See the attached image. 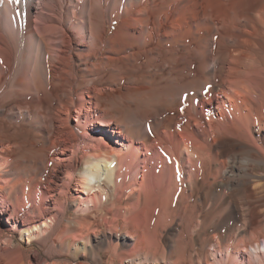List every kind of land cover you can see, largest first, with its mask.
<instances>
[{"label": "bare ground", "instance_id": "bare-ground-1", "mask_svg": "<svg viewBox=\"0 0 264 264\" xmlns=\"http://www.w3.org/2000/svg\"><path fill=\"white\" fill-rule=\"evenodd\" d=\"M4 175L15 178L0 199L21 200L14 217L56 190L62 211L21 229L48 253L0 231V264H102L106 253L161 264L165 246L170 264H230L231 248L232 264H254L244 251L264 256V0H0ZM92 179L98 203L69 215L70 184L80 196ZM161 221H197L199 256L160 241Z\"/></svg>", "mask_w": 264, "mask_h": 264}, {"label": "rangeland", "instance_id": "rangeland-1", "mask_svg": "<svg viewBox=\"0 0 264 264\" xmlns=\"http://www.w3.org/2000/svg\"><path fill=\"white\" fill-rule=\"evenodd\" d=\"M73 113H74V117H76L75 111H73ZM73 121H74V119H73ZM99 127H100V125H99ZM93 132L96 135L100 134V131L98 129L94 130ZM82 166L84 167V165H82ZM79 167H78V170H79ZM76 172L78 173L77 170H76ZM60 176H62V174H60ZM13 177H14L13 175L0 176V194H3V193L5 194V192H7L8 187L10 186L9 185L10 182H12V183L14 182ZM8 180H13V181H8ZM102 180L105 181L104 178ZM103 181L100 183H103ZM59 182L61 183L60 180H59ZM97 184H98L97 179H92V181L90 182L91 189L90 190L85 189V188L81 189L80 196H78L77 193L75 192L73 184H70L71 185L70 186V192L67 194L68 200L70 199L69 201L70 202L72 201L71 207L68 211V214L70 213L69 215H78L81 213L85 214V213H87V210L89 211V207H91L95 202L98 203L99 197H97V195H96L98 192ZM111 188H112V186H111ZM111 188H110V190H111ZM60 191H61V189H60ZM58 192L59 191L56 190L54 192V196L52 195L53 191L47 192V193H49V194H47L48 199H47V201L45 200L42 203H40L41 207H40L39 211L36 209L32 211V209H31L29 214L26 215L27 217L26 216L21 217V213L19 212L20 213L19 218L13 216V214H14L13 210L15 208V204H20L21 200L19 202L15 203V198H13V197H10L7 201H3L0 199V231L3 232V235H5L7 237H11L17 243H19L21 245L22 251H26V252L28 251L27 254H29V255H30V253L32 254L33 251H38V250H40L42 252L44 251V253H48V251H51V250H49L48 246L45 249H43L41 242L39 243L38 241H33L32 244L27 245L26 242L24 241L25 235H24V237H22L20 234H21L22 228H25L26 226H30V225L32 226L34 223H41V222H43V220L47 219V217L49 216L50 213L52 214L53 212H55L52 214V215H54L61 210L60 209L61 207L55 203L56 200L54 199V198H56L55 196ZM76 197H77V199L75 200ZM123 205H125V202L122 203L120 206H123ZM47 221H49V220L47 219ZM53 222L56 223L57 225H60V223H63L65 221H62V222L57 221L58 223L55 221H52V223H51L52 225H53ZM155 222L156 221H147V223H151V224H153ZM122 224L123 223L121 221L119 223L120 228H122ZM160 225H162V226H160L158 229V237H157L158 239L160 238V241L163 240L162 239V234H163L166 237L173 239L174 242H176V243H179V244L184 243V244L188 245L187 249H186V254H187V256L189 255L188 257L197 258L199 256L198 244L195 241V233L198 230L197 221H161ZM118 234H119V236L121 235V230H119ZM160 234H161V236H160ZM92 239L93 240L95 239V235H93ZM113 241H114V243L117 241L116 235H113ZM186 242H188V243H186ZM258 243L260 245V249L263 251L264 250V236L263 235L259 236ZM46 249H48V250H46ZM163 250L165 251V252L162 251L163 256L161 255V257H163V259L160 256H158L159 261L161 260L160 261L161 264H168L170 261L169 260L170 259V250L166 246L163 248ZM244 252H245L246 258H248L249 256L253 257L254 264H256V262H257V264H260V263L264 264V261H263L264 256H262L261 257L262 260L259 259L260 260L259 261L256 257H254L255 256L254 252H251L249 250L247 252L246 251H244ZM213 253L219 258H222V257L225 258L226 257L224 252L221 253L216 248L214 249ZM237 254H238V251L231 248L230 256L232 258V261L235 260V257ZM108 256H109L108 253L103 255L102 264H110L108 262V259H109ZM173 258H177V255H175ZM255 258L258 261L255 260ZM70 260L72 262H75V261L81 262V263L86 262V260L83 259V257H80L79 259H74V260L70 259ZM232 261L230 264H232ZM153 262H154V260L151 258V260L148 261L147 263L148 264H154ZM114 264H118V263H114Z\"/></svg>", "mask_w": 264, "mask_h": 264}, {"label": "snow or ice", "instance_id": "snow-or-ice-1", "mask_svg": "<svg viewBox=\"0 0 264 264\" xmlns=\"http://www.w3.org/2000/svg\"><path fill=\"white\" fill-rule=\"evenodd\" d=\"M15 2H19V0H15Z\"/></svg>", "mask_w": 264, "mask_h": 264}]
</instances>
